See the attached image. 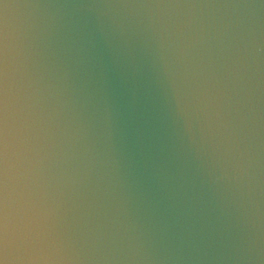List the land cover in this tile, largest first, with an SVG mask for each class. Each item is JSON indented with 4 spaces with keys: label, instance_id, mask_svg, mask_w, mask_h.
<instances>
[{
    "label": "water",
    "instance_id": "1",
    "mask_svg": "<svg viewBox=\"0 0 264 264\" xmlns=\"http://www.w3.org/2000/svg\"><path fill=\"white\" fill-rule=\"evenodd\" d=\"M25 223L41 264H264V0H0V264Z\"/></svg>",
    "mask_w": 264,
    "mask_h": 264
},
{
    "label": "clouds",
    "instance_id": "2",
    "mask_svg": "<svg viewBox=\"0 0 264 264\" xmlns=\"http://www.w3.org/2000/svg\"><path fill=\"white\" fill-rule=\"evenodd\" d=\"M31 233L32 226L29 223H25L18 237V251L21 252L19 264H41V261H46L47 259L42 250L33 246Z\"/></svg>",
    "mask_w": 264,
    "mask_h": 264
}]
</instances>
